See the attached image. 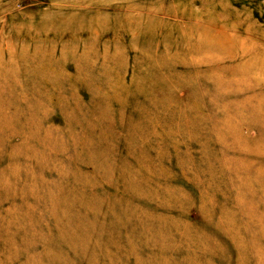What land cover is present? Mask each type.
<instances>
[{
	"label": "rangeland",
	"instance_id": "obj_1",
	"mask_svg": "<svg viewBox=\"0 0 264 264\" xmlns=\"http://www.w3.org/2000/svg\"><path fill=\"white\" fill-rule=\"evenodd\" d=\"M0 264H264V0H0Z\"/></svg>",
	"mask_w": 264,
	"mask_h": 264
}]
</instances>
